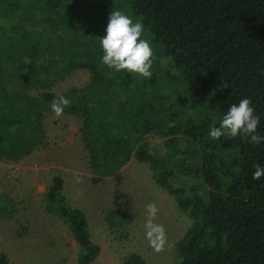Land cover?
I'll return each mask as SVG.
<instances>
[{"label":"trees","instance_id":"16d2710c","mask_svg":"<svg viewBox=\"0 0 264 264\" xmlns=\"http://www.w3.org/2000/svg\"><path fill=\"white\" fill-rule=\"evenodd\" d=\"M117 8L143 22L150 79L101 63L100 38ZM79 71L89 80L60 91ZM58 95L71 101L62 116L80 121L93 185L135 160L190 217L177 264H264V176L252 177L254 164L264 166V143L209 136L245 97L264 136V0H0V162L41 150ZM149 136L164 139V152H150ZM64 190L62 172L52 176L45 212L76 241V264H92L101 246L88 213L69 206ZM4 201L0 227L15 214ZM109 216L119 226L134 220L121 208ZM13 263L0 250V264ZM120 264L147 262L129 253Z\"/></svg>","mask_w":264,"mask_h":264},{"label":"rangeland","instance_id":"374dc122","mask_svg":"<svg viewBox=\"0 0 264 264\" xmlns=\"http://www.w3.org/2000/svg\"><path fill=\"white\" fill-rule=\"evenodd\" d=\"M88 80L86 72H75L61 83L60 91ZM47 124L48 139L41 150L20 163L0 162V202L10 199L15 210L14 218L0 227V250L13 264L77 263L76 241L64 222L44 209L46 186L52 176L62 172L68 205L88 213L91 234L102 249L92 264H120L129 253L141 255L147 264H177L176 244L192 221L174 198L156 185L150 167L132 160L116 176L95 186L79 136L80 121L52 116ZM146 143L150 152H164L163 138L149 136ZM149 202H156L155 222L166 230L168 243L161 252L154 251L145 237V205ZM117 208L132 212L134 220L115 225L121 220L110 219L109 212Z\"/></svg>","mask_w":264,"mask_h":264},{"label":"clouds","instance_id":"9594fccd","mask_svg":"<svg viewBox=\"0 0 264 264\" xmlns=\"http://www.w3.org/2000/svg\"><path fill=\"white\" fill-rule=\"evenodd\" d=\"M144 25L142 21H133L131 17L119 10L110 13L106 35L100 38L103 49L101 63L115 71L127 70L140 77L150 79L152 76L153 50L150 42L142 38ZM71 105V101L63 96H56L50 108L56 118L63 115L64 109ZM260 117L255 115V109L249 98H243L238 104H232L223 115L219 126L210 128L211 139L218 140L222 136L229 138L243 135L247 142L253 145L264 143V136L257 134ZM14 131V129H12ZM252 177L259 180L264 176V166L253 165ZM79 182V181H78ZM156 202L145 205V237L150 247L156 252L164 250L168 243L166 230L162 224L155 222L158 214Z\"/></svg>","mask_w":264,"mask_h":264}]
</instances>
